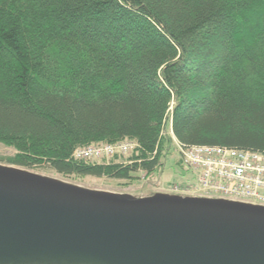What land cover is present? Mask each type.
I'll return each instance as SVG.
<instances>
[{"label": "trees", "instance_id": "16d2710c", "mask_svg": "<svg viewBox=\"0 0 264 264\" xmlns=\"http://www.w3.org/2000/svg\"><path fill=\"white\" fill-rule=\"evenodd\" d=\"M0 144L6 165L149 187L184 168L177 144L264 153V0H0Z\"/></svg>", "mask_w": 264, "mask_h": 264}, {"label": "water", "instance_id": "95a60500", "mask_svg": "<svg viewBox=\"0 0 264 264\" xmlns=\"http://www.w3.org/2000/svg\"><path fill=\"white\" fill-rule=\"evenodd\" d=\"M0 264H264V206L122 194L0 164Z\"/></svg>", "mask_w": 264, "mask_h": 264}, {"label": "built area", "instance_id": "2783aa9c", "mask_svg": "<svg viewBox=\"0 0 264 264\" xmlns=\"http://www.w3.org/2000/svg\"><path fill=\"white\" fill-rule=\"evenodd\" d=\"M132 141L90 145L77 149L75 158L100 160L127 154ZM179 158L193 183L170 184L165 193L221 198L264 206V153L221 146L177 144ZM185 192H183V191Z\"/></svg>", "mask_w": 264, "mask_h": 264}, {"label": "rangeland", "instance_id": "374dc122", "mask_svg": "<svg viewBox=\"0 0 264 264\" xmlns=\"http://www.w3.org/2000/svg\"><path fill=\"white\" fill-rule=\"evenodd\" d=\"M13 152H14L13 149L5 147L0 144V156H9V155H12ZM128 154L129 153L125 154L126 156L124 157H127ZM175 158L177 157L172 156L171 158L168 159V161L165 164L163 173L159 175L158 178L155 180L156 185L151 186V187L147 185L146 186L143 185L144 184L143 179L142 180L139 179L135 181L133 184L128 185V186H123L120 184L118 185V183L109 182V181H105L102 179L96 180L93 178H87L83 180L79 179L76 181H72L71 183H74V184H77L83 187L91 188V189L107 190V191H112V192H117V193H122V194H131L135 196H139V195L148 196V195H151L152 192L153 193L154 192H164L170 184H175V185H180V186L186 183H189L188 185L192 184L193 179L187 173L188 171L185 168L181 169L179 165L174 164ZM0 164H3V162H1ZM30 171L36 172L44 176L62 179L61 177L57 176L52 170L48 169L47 167H37L36 169L30 170Z\"/></svg>", "mask_w": 264, "mask_h": 264}]
</instances>
